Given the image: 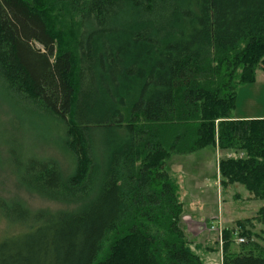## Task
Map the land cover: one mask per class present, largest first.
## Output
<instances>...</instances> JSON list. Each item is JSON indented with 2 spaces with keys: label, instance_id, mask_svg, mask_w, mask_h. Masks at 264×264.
<instances>
[{
  "label": "trees",
  "instance_id": "obj_1",
  "mask_svg": "<svg viewBox=\"0 0 264 264\" xmlns=\"http://www.w3.org/2000/svg\"><path fill=\"white\" fill-rule=\"evenodd\" d=\"M257 69L264 0H0V96L51 118L73 166L64 176L0 131L17 183L66 205L0 196V264H205L165 161L207 148L233 154L220 184L262 201L264 226V118L232 115ZM251 236L224 228L222 264H264Z\"/></svg>",
  "mask_w": 264,
  "mask_h": 264
},
{
  "label": "rangeland",
  "instance_id": "obj_2",
  "mask_svg": "<svg viewBox=\"0 0 264 264\" xmlns=\"http://www.w3.org/2000/svg\"><path fill=\"white\" fill-rule=\"evenodd\" d=\"M35 46L40 48L38 44ZM91 115L98 118L101 113L95 108L91 111ZM232 115L264 118V73L262 70H256L253 82L238 88ZM4 130L6 132L2 136H17L21 152L52 157L58 162L64 176L71 172L72 158L59 145L60 136L51 118L31 111L26 113L17 107L13 109L0 96V131L4 132ZM103 138L102 133L95 134L96 150H101ZM0 153H4L2 146H0ZM237 153L235 157H242L244 154L239 150ZM224 154L207 148L187 155L172 154L165 161V169L178 180L180 199L185 205L179 226L193 244L200 246L197 252L201 254L205 264H222V242L219 241L217 230L211 229V226H216L220 230L235 229L237 233L242 229L251 232V241L259 245L263 244L262 239H264V226L254 219L263 205L262 201L253 199L239 184L226 187L220 184L217 162L222 157L233 156L228 151ZM0 158V196L2 198L19 197L34 210H58L66 207L63 203L26 191L17 183L10 168L1 164L4 158ZM240 237L246 242L245 237L238 235L234 240ZM217 241L219 245H216ZM234 245L233 243L232 247Z\"/></svg>",
  "mask_w": 264,
  "mask_h": 264
},
{
  "label": "built area",
  "instance_id": "obj_3",
  "mask_svg": "<svg viewBox=\"0 0 264 264\" xmlns=\"http://www.w3.org/2000/svg\"><path fill=\"white\" fill-rule=\"evenodd\" d=\"M211 229L217 230V232H218V238H219V241L221 242L222 230L216 228V226H211ZM236 241L238 243H241V242H243V239L242 238H237Z\"/></svg>",
  "mask_w": 264,
  "mask_h": 264
},
{
  "label": "crops",
  "instance_id": "obj_4",
  "mask_svg": "<svg viewBox=\"0 0 264 264\" xmlns=\"http://www.w3.org/2000/svg\"><path fill=\"white\" fill-rule=\"evenodd\" d=\"M233 117H234V119H236V120H249V119H260V118H255V117H245V116H234L233 115ZM261 118H263V117H261ZM217 149H215V150H213V151H216ZM217 164H218V162H217ZM249 195V194H248ZM251 196V195H250Z\"/></svg>",
  "mask_w": 264,
  "mask_h": 264
}]
</instances>
